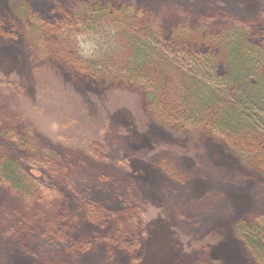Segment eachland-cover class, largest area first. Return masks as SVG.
<instances>
[{"label": "rangeland", "instance_id": "1", "mask_svg": "<svg viewBox=\"0 0 264 264\" xmlns=\"http://www.w3.org/2000/svg\"><path fill=\"white\" fill-rule=\"evenodd\" d=\"M209 14L252 23L206 29L261 51L263 70L264 0H0V264H264V172L223 141L160 123L146 92L121 80L159 70L173 113L202 119L208 107L187 88L218 93L224 67L202 59L218 44L169 35L186 20L187 40L193 16ZM262 83L243 88L258 97ZM7 162L48 184L50 200L29 203Z\"/></svg>", "mask_w": 264, "mask_h": 264}, {"label": "trees", "instance_id": "2", "mask_svg": "<svg viewBox=\"0 0 264 264\" xmlns=\"http://www.w3.org/2000/svg\"><path fill=\"white\" fill-rule=\"evenodd\" d=\"M106 9L107 7H94L92 11H103ZM125 10V7L121 6L117 12L121 14L125 12ZM27 11V7H20L18 5L13 8L14 14L19 17L21 21L26 20L28 17ZM129 11L128 9V12ZM141 14L145 17L144 12L141 11ZM217 15L218 16L213 14L193 16L192 23L197 30L195 32L193 31L194 34H192V37H188L187 40H184V37L179 39L180 35L185 36L184 34H186V31L190 28L187 21L184 20V22L176 24V28H172V30L178 34L169 35L171 36L169 42L185 46L183 43L189 41L192 43V48L194 49L199 46H205L207 42L219 38V35L222 33L211 31V28L206 29V27L210 26L211 23H214L216 20H223L224 24L231 21L233 24L232 26L244 28L245 30L252 26V23H238L235 19L220 14ZM146 19L150 20L147 16ZM142 25L143 24H140L139 27ZM191 30L192 29L188 31ZM212 42L218 44V46H210V55H204L202 59L213 65L214 68H212L214 70H217L215 66L219 65L217 60L220 62L219 66L224 67V72L221 77L222 89L220 87L218 93H211L208 96L200 85L194 86L193 84H185L188 85L187 96L197 104L200 113L205 106L208 107L202 119L199 115L197 119L193 118L191 112H186L182 108H177V110H175L176 113H173L166 103V100H164L167 98L168 93L163 88L168 79H165L164 74L159 70L156 71L154 69L153 71H147L145 68L136 67L135 70L132 71L134 73L131 74V77L124 75L121 77V80L132 84L134 87H140L146 92L145 95L149 101V109L154 111L150 113L152 115L154 113L155 116L159 118L158 121L160 123L164 125L169 124L170 127L172 123L176 130L186 133L196 139L208 134L216 140L223 141L235 151L236 158L241 163L248 165L250 168L260 169L264 172V65L262 66V70L257 66L258 63H256L257 61L261 62L263 59L261 57L262 53L261 51L258 53L253 48L246 47V45L239 44L238 40H228L223 43L216 41ZM234 61L238 63L236 67L232 64ZM263 63L264 62H262V64ZM259 77L262 78L263 83L261 88H259V92L256 93L258 97H255L248 88L243 87L244 84L253 85L258 83ZM5 83H2L0 80V88H2ZM192 87H194V89H192ZM219 94H221L225 100L223 105L225 102H228L229 106H231L230 111L223 109V106L220 107V104L216 101ZM18 114L22 115L25 113L18 111ZM256 130H261L263 134H256ZM13 166L14 165L10 162L3 165L7 182L15 190L22 191L28 198L27 200L29 203L48 202L50 200V197L53 196V192L49 195L48 191H50V188L48 184L44 182L35 183L33 180L34 185H31V182L22 181V178L16 173V169H14ZM171 170L174 172V167H171ZM52 191H54V189H52ZM249 227H251V225L240 223L238 224V231L240 233L242 232L241 234L244 236L246 235V231L249 232Z\"/></svg>", "mask_w": 264, "mask_h": 264}]
</instances>
